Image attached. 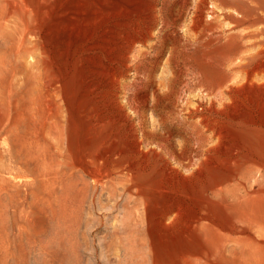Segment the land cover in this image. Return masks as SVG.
<instances>
[{"label":"rangeland","instance_id":"374dc122","mask_svg":"<svg viewBox=\"0 0 264 264\" xmlns=\"http://www.w3.org/2000/svg\"><path fill=\"white\" fill-rule=\"evenodd\" d=\"M221 1L0 0V264H264V89Z\"/></svg>","mask_w":264,"mask_h":264},{"label":"bare ground","instance_id":"6f19581e","mask_svg":"<svg viewBox=\"0 0 264 264\" xmlns=\"http://www.w3.org/2000/svg\"><path fill=\"white\" fill-rule=\"evenodd\" d=\"M220 1V0H219ZM220 5V4H219ZM221 7H223L222 9H229V11H225V10H222L223 12L221 13V15L225 18V19H230V21H231V25H232V31L231 32H234L233 30H236V29H238L239 30V28L241 29V31L239 30V32L240 33H238V34H234V37H232V39L233 38H238V39H240L241 41L242 40H246L247 42H248V40L250 39H253V41H249L251 44H250V49L252 48V50H253V52L251 53V52H248L249 54H247V55H244V53H241V54H243L244 56H241L240 57V54H239V58H238V60H237V58H236V62H235V70L241 75V77H239V79H240V82L242 81V84L240 83V86H242V88L244 87V89H245V87H246V89H247V87H248V89H251V88H254V90H260V89H264V0H223V2L221 1ZM212 13L213 14H215L216 13V11H212ZM223 18V19H224ZM218 24V23H217ZM229 30H230V28H229ZM223 31V30H222ZM228 31V30H227ZM218 32V31H217ZM229 32V31H228ZM236 32V31H235ZM222 33H224V32H222ZM225 33H227V32H225ZM230 33V32H229ZM231 34V33H230ZM233 34H231V35H233ZM217 35V34H216ZM231 35H230V37H231ZM220 36H222V35H220ZM220 36H218V37H220ZM224 36V35H223ZM222 38V37H221ZM218 38H216L215 40H217ZM220 39V38H219ZM226 40H228V39H226ZM225 40V41H226ZM213 41V40H212ZM231 41V40H230ZM229 41V42H230ZM241 41H237L238 43L239 42H241ZM244 42V44L246 43L247 44V42ZM207 42H209V41H207ZM226 43V42H225ZM243 43V42H242ZM225 44H223V46H224ZM228 45V47H229V44H227ZM230 45H231V43H230ZM241 45L243 46V44H241L240 43V45H239V51L241 52V50L242 49H240L241 48ZM222 46V45H221ZM238 47V45H236V48ZM244 47V46H243ZM242 47V48H243ZM246 47V46H245ZM244 47V48H245ZM225 49V46L224 47H222V49ZM227 48V47H226ZM247 48V47H246ZM223 49V50H224ZM226 50V49H225ZM228 51H229V53H230V51L231 50H229V48L227 49ZM247 51L249 50V49H246ZM252 50H250V51H252ZM227 51V52H228ZM239 51H237V52H239ZM225 52V51H224ZM224 52H222V54H220V57H223V56H225V54L226 53H224ZM228 53V54H229ZM231 53H234V52H232L231 51ZM247 53V52H246ZM224 54V55H223ZM223 55V56H222ZM227 55V54H226ZM236 55V54H235ZM238 55V54H237ZM219 56V55H218ZM230 56V54L229 55H227V56H225V57H229ZM233 56H234V54H233ZM219 57V59H221ZM224 57V58H225ZM234 58V59H235ZM222 60H224V59H222ZM228 60V59H227ZM230 60H231V56H230ZM220 61V60H219ZM234 61V60H233ZM232 61V62H233ZM223 62V61H222ZM221 61H220V63L219 64H221L222 63ZM231 62V63H232ZM209 63V62H208ZM216 64V63H215ZM207 65V64H206ZM205 65V66H206ZM209 65V64H208ZM212 65H214V64H212ZM211 65V66H212ZM222 65V64H221ZM200 66V65H199ZM210 66V67H211ZM233 66H234V64H233ZM214 67V66H213ZM212 67V68H213ZM216 67H218L217 65H216ZM215 67V68H216ZM221 67V66H220ZM230 68V67H229ZM233 68V67H232ZM207 69H208V67H207ZM216 70H217V68H216ZM220 70H221V68H220ZM224 70V69H223ZM210 70H208V72H209ZM214 71V70H213ZM206 72V71H205ZM216 72V71H215ZM214 72V73H215ZM235 72V71H234ZM213 73V72H212ZM213 73V74H214ZM215 74H217V72L215 73ZM220 74V73H219ZM223 74V73H222ZM218 75V74H217ZM239 75V76H240ZM209 76L211 77V76H213V75H210L209 74ZM220 76H221V74H220ZM234 76H238L237 74L236 75H234ZM214 78V77H213ZM220 78V77H219ZM237 79H238V77H236ZM216 79V77L214 78V80ZM218 79V78H217ZM224 79H226V78H224ZM224 79H220V81H222V80H224ZM213 80V79H212ZM211 81V80H210ZM216 81H218V80H216ZM216 81H214V82H216ZM239 81V80H238ZM213 82V81H212ZM218 83V82H217ZM219 84H220V82H219ZM233 84V83H232ZM238 86H239V84H237ZM237 85H233L232 87H231V89H237V90H239L238 89V86ZM240 86H239V88H240ZM230 90V89H229ZM253 90V89H252ZM243 92L245 91V90H242ZM264 91V90H263ZM230 92V91H229ZM246 92V91H245ZM244 92V93H245ZM249 92H251V91H249ZM254 92V91H253ZM252 92V93H253ZM231 93H232V91H231ZM239 93V92H238ZM237 93V94H238ZM239 94H242V92L241 93H239ZM250 93H248L247 95L248 96H250L249 95ZM260 94L261 93H259V95H258V92H257V95L260 97ZM254 95V93L250 96L251 97V99L254 101L255 100V97H257V98H259L258 96H255L256 95V91H255V97L253 96ZM262 95H264V94H262ZM261 95V96H262ZM246 97V96H245ZM249 97V98H250ZM248 98V97H247ZM247 98H245V99H247ZM262 98H263V96H262ZM250 99V100H251ZM249 100V99H248ZM245 102V101H244ZM255 105H253L254 103L252 102V105L254 106V108H255V110L258 108V110L262 113V118H264V99L262 100H259L258 102H256L255 101ZM247 104V103H246ZM250 104V103H249ZM248 105V104H247ZM251 106V105H250ZM247 107V106H246ZM249 107V106H248ZM254 110V109H253ZM258 112V111H257ZM259 113V112H258ZM37 237V236H36ZM32 238V237H31ZM41 239V238H40ZM32 241V240H31ZM33 242V244H37L38 246H40V244H38V243H40V240L39 239H37V240H35V241H32ZM56 242V241H55ZM48 243V242H47ZM49 244V243H48ZM47 244V245H48ZM54 244H57V242L56 243H54ZM73 244V243H72ZM26 245V244H25ZM52 245V244H51ZM33 246V245H32ZM43 246V250H45V251H47V247L46 246H44V245H42ZM56 246V245H55ZM58 246V245H57ZM70 246V245H69ZM36 247V246H35ZM71 248H74L73 246H71ZM27 249V248H26ZM53 249V248H52ZM29 250V249H28ZM33 250V249H32ZM35 250H37L36 248H35ZM51 250V249H50ZM73 250V249H72ZM75 254V253H74ZM94 255V254H93ZM93 255H90V256H88V257H90L91 258V260L93 259ZM83 256V255H82ZM96 257V256H95ZM49 258V257H48ZM89 258V259H90ZM77 259V258H76ZM96 259H98V258H96ZM71 260V259H70ZM69 260V261H70ZM52 261H53V259H50V260H46L45 261V263L44 264H52ZM93 264V263H92Z\"/></svg>","mask_w":264,"mask_h":264}]
</instances>
